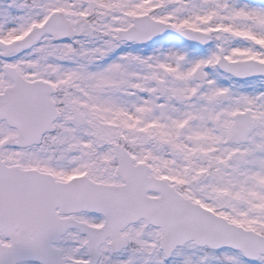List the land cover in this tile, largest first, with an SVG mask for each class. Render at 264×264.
I'll return each mask as SVG.
<instances>
[{
	"label": "snow or ice",
	"instance_id": "6c2138e0",
	"mask_svg": "<svg viewBox=\"0 0 264 264\" xmlns=\"http://www.w3.org/2000/svg\"><path fill=\"white\" fill-rule=\"evenodd\" d=\"M0 264H264V0H0Z\"/></svg>",
	"mask_w": 264,
	"mask_h": 264
}]
</instances>
